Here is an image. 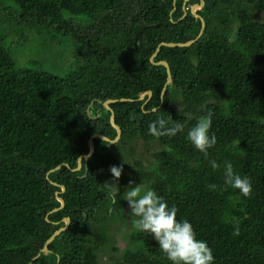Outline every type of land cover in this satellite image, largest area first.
<instances>
[{
    "label": "trees",
    "instance_id": "trees-1",
    "mask_svg": "<svg viewBox=\"0 0 264 264\" xmlns=\"http://www.w3.org/2000/svg\"><path fill=\"white\" fill-rule=\"evenodd\" d=\"M14 2L0 3V22L12 23L14 33L37 29L47 42L72 38L83 59L64 75L33 60L19 66L0 35V264H171L150 234L134 229L123 198L127 176L177 207V219L207 242L214 264H264V21L255 17L264 0H204L197 10L202 35L174 47L160 44L197 37L201 20L190 7L199 0ZM148 90L152 95L138 100ZM120 98L132 99L109 103L120 138H95L93 154L73 171L92 135L116 137L103 102ZM209 112L217 143L205 159L186 134ZM159 117L184 124V131L149 135ZM138 142L160 146L147 165L135 157ZM209 160L220 167L213 170ZM225 162L250 179V198L224 184ZM121 165L113 204L103 184L114 181L110 167ZM57 195L64 206L53 211ZM65 217L69 226L43 253ZM117 220L129 229L128 244L119 258L101 262Z\"/></svg>",
    "mask_w": 264,
    "mask_h": 264
},
{
    "label": "clouds",
    "instance_id": "clouds-1",
    "mask_svg": "<svg viewBox=\"0 0 264 264\" xmlns=\"http://www.w3.org/2000/svg\"><path fill=\"white\" fill-rule=\"evenodd\" d=\"M213 113L201 117L197 123L188 129L186 138L194 148L209 157V149L217 143L215 133L210 135ZM135 119V114H130ZM171 120V117H169ZM159 117L149 124V135L159 139L172 138L185 129V125ZM211 168L217 170L220 165L215 160H209ZM123 166H111L110 173L114 181L106 182L104 187L111 192V201L117 202L119 191L118 181L121 178ZM224 184L239 191L243 197L250 198L252 184L247 176L234 172L231 162L224 164ZM131 185V182H130ZM209 190H216V184L208 185ZM129 205V215L135 217L133 227L137 232L148 233L158 243L162 254L171 264H214L212 249L207 242L198 239L196 231L188 220L177 219L178 209L171 207L165 199L153 189H145L141 184L130 186L123 197ZM240 234L239 222H235L233 235Z\"/></svg>",
    "mask_w": 264,
    "mask_h": 264
},
{
    "label": "rangeland",
    "instance_id": "rangeland-1",
    "mask_svg": "<svg viewBox=\"0 0 264 264\" xmlns=\"http://www.w3.org/2000/svg\"><path fill=\"white\" fill-rule=\"evenodd\" d=\"M0 3L3 6L15 7L14 0H0ZM255 17L260 21H264V11L255 12ZM13 30L14 25L12 23L7 21L0 22V35L6 39L5 42L9 45L19 66L29 65L30 61L33 60L45 70L57 75H64L75 68L78 59H83L81 57L82 52L78 51L76 44H72V38L62 40L59 37L58 42H55V40L47 42L37 29L22 27L15 33ZM159 148V145L147 147L138 142L136 144L135 157L141 159L147 165L152 161L150 151ZM131 166L132 163H130L129 167L131 168ZM125 181L124 185L127 188L136 185L129 176L126 177ZM128 230V227L121 220H117L116 224L113 225L111 243L104 246L103 251L100 252L99 260L101 262H112L119 258L121 252L128 244ZM113 247L118 248V250H113Z\"/></svg>",
    "mask_w": 264,
    "mask_h": 264
},
{
    "label": "water",
    "instance_id": "water-1",
    "mask_svg": "<svg viewBox=\"0 0 264 264\" xmlns=\"http://www.w3.org/2000/svg\"><path fill=\"white\" fill-rule=\"evenodd\" d=\"M186 1H188V0H186ZM199 1H200L199 3L192 4L191 7H190V10H191L192 15L194 17H196V18H199L201 20V29H200L197 37L194 38V39H191V40H189L187 42H182V43L162 42L160 45H165V46H170V47H174V46H190L192 43H194V42H196V40H198V38L202 35L203 30H204V27H205L204 19L199 14H197V10L202 9V7L204 5V0H199ZM158 51H159V47H157V49L155 50L154 54L152 55V58H151L152 61H153V57L158 53ZM157 63L158 64H162V65H164L166 67V71H167L166 85H171L172 84V77H171V71H170V68H169V64L165 60H161V61H159ZM164 93H165V87L162 89V92H161V103H160V105L163 102ZM147 95L150 97L152 95V92L150 90L140 92L139 93V96H138V100H143L145 98V96H147ZM131 100H132L131 98H120V99H108L105 102H103V106L105 107V109L110 110V112H111V114H110V123L115 128V130L117 132V135H116V137L114 139H110L109 137H106V136L101 135V134H94V135H92L90 137V139L88 140V147H89L88 153L82 154V155H80L78 157V159H77V166L72 169L73 171L80 170L81 167L83 166L82 160L84 159V161L86 163L87 159L93 154V152H94V139L95 138H100V139H102L104 141H107V142H109L111 144H114V143H116L118 141V139L120 138V135H121V129L114 122V112L111 109V107L109 106V103H115V102H118V101H131ZM93 103H94V101H93ZM153 110H155V108ZM60 167H61V165H58V166L52 168L49 172L56 171ZM61 188H62V190H64V186L61 185ZM56 194H58V192H56ZM56 199L60 203V206L54 208L53 211H57V210H59L60 208H62L64 206V200L61 197H59L57 195L56 196ZM63 220H64V226L63 227H60L59 229H57L45 241L44 246L42 248V252L43 253H48L49 252V249H48L49 243H51L56 236H58L62 231L66 230L67 227L69 226V224H70V218L69 217H65ZM37 256H39V254Z\"/></svg>",
    "mask_w": 264,
    "mask_h": 264
}]
</instances>
